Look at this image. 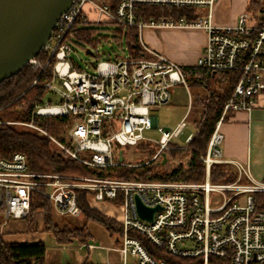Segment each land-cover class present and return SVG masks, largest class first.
Instances as JSON below:
<instances>
[{"label": "built area", "instance_id": "1", "mask_svg": "<svg viewBox=\"0 0 264 264\" xmlns=\"http://www.w3.org/2000/svg\"><path fill=\"white\" fill-rule=\"evenodd\" d=\"M217 0H74L64 12L43 49V56L30 58L26 66L39 75L52 66L47 100L37 102L34 116H74L68 142L61 141L32 121H7L34 128L49 137L71 159L98 169L112 166L138 167L115 159L118 146L154 144L152 160L178 146L173 139L186 127L185 120L175 129L157 126L159 139L145 135L155 119L151 110L172 99V88L188 87L185 66L166 53L151 47L144 37L147 28L182 27L202 29L207 34L203 49L193 66L210 70H238L240 75L213 130L206 154V178L200 182L126 179L103 176H72L30 170L25 153L11 158L0 156V235L11 219H27L31 214L32 193L52 199L61 215L78 216L76 190L87 189L91 202L111 201L123 208V234L114 247L120 264H165L148 251L144 236L158 249L183 257H203L204 264H264V181L256 180L247 165L238 163L239 175L232 182H212L213 163L227 162L222 155L221 125L229 112L251 110L264 91V22L251 24V13L242 12L235 24L213 21ZM152 6L193 8L200 16H148ZM202 7H208L207 14ZM116 23L135 27L146 56L129 53L116 59L91 62L94 70L77 67L72 58L75 32L84 26ZM97 48V47H96ZM96 48L89 47L93 56ZM40 52V53H41ZM87 52V49H86ZM38 77L31 86L38 83ZM46 101V102H44ZM2 122V121H0ZM193 135L188 136V141ZM120 159L123 152L120 150ZM248 182H243L242 177ZM212 192L223 195L211 204ZM136 195L149 207L159 206L152 220L140 216ZM246 197L245 203L237 199ZM110 215V214H108ZM113 216V215H112ZM114 217V216H113ZM130 257L132 262H130ZM213 260V261H212ZM84 264V263H80Z\"/></svg>", "mask_w": 264, "mask_h": 264}, {"label": "trees", "instance_id": "2", "mask_svg": "<svg viewBox=\"0 0 264 264\" xmlns=\"http://www.w3.org/2000/svg\"><path fill=\"white\" fill-rule=\"evenodd\" d=\"M146 9L149 17L155 16L157 19L171 17L179 21L185 17L188 20H194L200 16V13L188 7L152 6ZM247 11L258 19V24L264 22V0H249ZM100 30L101 28L94 25L84 26L76 30L75 38L85 49L95 48L100 38L107 40ZM114 32L113 37L121 49L132 57L147 55L139 43L135 27L118 25ZM42 56L43 51L38 54V57ZM117 56L121 55L117 54ZM51 69L52 66H49L38 77L39 69L25 66L24 69L0 83L1 157L11 158L15 152H23L27 156L30 170L38 173L126 179L151 178L165 181L205 180L206 163L202 157L206 154L213 130L221 116L225 102L234 90L240 71H214L203 66L184 68L188 81H192L198 87H206L205 91L197 92L192 97L196 133L186 148H173L166 151L168 159L166 163L171 159H178L179 162L165 171H159L147 164L138 167L94 168L68 157L42 132L28 126L8 123L7 121L29 122L33 120L35 124L43 127L61 141L68 142L67 132L74 116L49 115L33 118L35 104L43 101L49 94V89L44 83L50 79ZM37 77L38 83L31 86ZM237 177L238 172L226 163H213L211 166L210 179L212 182H232ZM76 194L80 208L78 216L61 215L55 210L52 199L38 192L32 193L31 214L27 220L33 223V214L41 211L44 231L49 232L58 243L62 244L72 243L75 240L87 243L93 237L91 223L103 227L112 238L119 242L123 234L122 223L93 206L88 200L87 189L78 188ZM67 216L72 217L67 218ZM135 235L143 240L150 254L158 260H164L165 264H204L203 257L176 256L166 249H158L144 236ZM46 250V245L42 241L18 242L7 240L0 235V264H44Z\"/></svg>", "mask_w": 264, "mask_h": 264}, {"label": "crops", "instance_id": "3", "mask_svg": "<svg viewBox=\"0 0 264 264\" xmlns=\"http://www.w3.org/2000/svg\"><path fill=\"white\" fill-rule=\"evenodd\" d=\"M248 3L249 0H217L213 21L218 24H235L239 15L247 11ZM250 23L258 24V19L252 14ZM144 37L151 47L166 53L187 68L193 66L200 55L207 34L202 29L168 26L147 28L144 31ZM261 59L264 63V53ZM195 88V93L203 92L206 89L205 86ZM182 90H186L189 94L188 87L184 85L173 87L171 90L172 99H176ZM190 96L188 97L190 98ZM154 119L157 120L156 117ZM221 132L223 134L222 155L227 161L224 163L237 172L239 171L238 163L247 165L256 180L264 181V91L257 97L253 109L232 111L222 123ZM163 160L168 161L164 157ZM242 181L248 182V178L244 176ZM88 200L95 206L94 202H91V197H88ZM41 221V234L33 242L42 241L45 243L47 250L44 264L121 263L120 254L114 249L119 242L110 235L113 242L104 241L100 244H93L75 240L72 243L62 244L58 243L49 232L44 231L43 213Z\"/></svg>", "mask_w": 264, "mask_h": 264}, {"label": "rangeland", "instance_id": "4", "mask_svg": "<svg viewBox=\"0 0 264 264\" xmlns=\"http://www.w3.org/2000/svg\"><path fill=\"white\" fill-rule=\"evenodd\" d=\"M98 1L102 2V0ZM207 10L208 7H202V12L204 14H207ZM94 26L101 28L100 32L107 37V40L100 38L97 48L95 47L98 51V55L93 56L87 53L86 49L81 45V42L75 38L76 41L74 42L72 58L77 67L94 70V66L91 64V62L97 63V61L101 59H116L117 54H120L121 56L128 54L123 49H121L120 45L113 37L115 34L114 29L118 26V24L108 22ZM195 87H197L195 83L188 81L189 94H187L186 90H182L177 98L172 99L169 104H164L157 108H153L151 110V115L157 118L155 121L156 126H154L152 129L146 130L144 132L145 135L153 139H159L161 133L158 131L157 126L175 129L184 118L186 127L179 136L173 139L172 143L178 146H188V136L194 135L196 133V124L194 122L195 108L192 107V101L190 99L196 92ZM188 96H190V98ZM45 100H47V98H45ZM156 149L157 146L154 144L149 146L145 143H140L137 145L128 144L124 146H118L115 144V159L124 163L140 164V166L147 164L154 168V170L159 171H165L179 162L178 159H171L168 163H163L162 158H158L153 161L152 158ZM120 150L123 152L122 160L120 159ZM222 199L223 195L221 193L212 192L210 197L212 205L220 204ZM237 199L240 203H245L246 201V197L244 195H239ZM93 204L100 208L103 212L110 214L111 216L113 215L114 218L119 220L123 219L124 212L121 205L114 204L113 202L107 200L94 202ZM70 217L72 216H67V218ZM41 220L42 213L40 211H36L33 214V223H30L27 219H11L8 225L5 227V234L3 235V238L18 242H33L35 239H38L39 235L41 234ZM34 223H36V225H34ZM90 227L93 237L88 242L93 244H100V242L104 241L113 242L109 237L108 231L103 227L93 223H91ZM130 262H132L131 257Z\"/></svg>", "mask_w": 264, "mask_h": 264}, {"label": "water", "instance_id": "5", "mask_svg": "<svg viewBox=\"0 0 264 264\" xmlns=\"http://www.w3.org/2000/svg\"><path fill=\"white\" fill-rule=\"evenodd\" d=\"M74 0H0V83L37 56ZM87 53H92L87 49ZM167 159V153H163ZM163 163L166 161L163 160ZM141 217L152 220L159 206L149 207L136 195Z\"/></svg>", "mask_w": 264, "mask_h": 264}]
</instances>
